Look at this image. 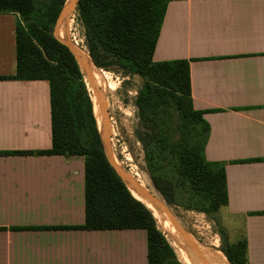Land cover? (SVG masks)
<instances>
[{
  "label": "crops",
  "instance_id": "0c3cea01",
  "mask_svg": "<svg viewBox=\"0 0 264 264\" xmlns=\"http://www.w3.org/2000/svg\"><path fill=\"white\" fill-rule=\"evenodd\" d=\"M19 20L0 14V78L17 71ZM175 60L190 62L205 158L225 165L229 242L246 240L248 262L264 264V0L170 1L154 61ZM52 139L49 82L0 80V152ZM85 221L84 157L0 156V264H148L145 230L31 229Z\"/></svg>",
  "mask_w": 264,
  "mask_h": 264
},
{
  "label": "trees",
  "instance_id": "16d2710c",
  "mask_svg": "<svg viewBox=\"0 0 264 264\" xmlns=\"http://www.w3.org/2000/svg\"><path fill=\"white\" fill-rule=\"evenodd\" d=\"M68 0H0V14L19 16L17 27V71L0 80L37 81L50 84L52 148L45 151L0 152V156H82L85 159L86 221L76 227H38L32 230L115 231L145 230L148 235V264H181L177 261L152 211L133 197L110 164L94 114V104L81 68L70 49L53 30ZM172 0H79L76 21L83 28L85 47L98 69L122 78L139 76L135 107L138 117L149 120L171 105L186 125L199 127L194 138H183L171 147L167 135L136 131L142 144L147 170L156 191L168 205L175 204L177 182L191 194V200L205 206L200 212L217 213L229 203L225 165L206 160L204 149L209 125L202 112L194 110L191 96L190 62H155L166 9ZM103 87L104 79L100 77ZM110 91L115 84L109 79ZM148 124L146 123V127ZM170 154L169 164L177 181L156 174V161ZM133 164H136L133 160ZM132 173V169H130ZM135 177V176H134ZM143 182L155 191L143 173ZM194 209V208H192ZM189 210V209H188ZM30 228H21L27 230ZM220 251L229 264H250L247 242H229L219 232ZM184 264H199L177 244Z\"/></svg>",
  "mask_w": 264,
  "mask_h": 264
},
{
  "label": "rangeland",
  "instance_id": "374dc122",
  "mask_svg": "<svg viewBox=\"0 0 264 264\" xmlns=\"http://www.w3.org/2000/svg\"><path fill=\"white\" fill-rule=\"evenodd\" d=\"M76 15L77 8L70 15L67 29L65 27L62 36H59V30L56 31L57 23L54 27L53 33L54 36L61 42L65 39H68V41L72 45H76L77 42V45L86 53H88L85 47V40L83 38V28L80 24L77 23ZM99 72L102 78L105 80L102 88L105 94V103L108 116V140L113 161H115L120 168L124 169L131 176H135V178H137V172L133 170V173L130 172V162L126 160V158L132 157L134 159V162L139 165L140 170L146 175L150 186L153 188L154 185L147 170L142 144L138 142L136 138V131L148 135L154 134L156 132L167 135L172 147L180 143L181 139L183 138H194L195 141V137L199 132V127L186 125L185 123H183L178 113L171 105L163 106L159 108L156 113L152 114L150 117L154 119L153 123H151L150 119L146 121L139 118L138 110L135 107L134 102L137 96V90L141 88L143 84L141 78L139 76H135L132 78L124 79L119 75L104 71L102 69H99ZM83 78L91 96L92 92L89 89V85L87 84L88 82L84 74ZM109 79L116 86L114 91L109 90ZM92 96L91 98L95 108L94 98ZM94 114L98 124L95 109ZM98 118L101 119V116L98 115ZM146 123L148 124L147 127ZM98 128L100 134L102 135V133H104L103 124L100 127L98 124ZM170 156L171 155L168 154L165 159L156 161L158 162L155 165L156 174L159 176L170 178L176 182V172L169 164V159L171 158ZM137 180L143 187L149 190V188L143 181L141 182L138 178ZM176 184L177 193L175 204L173 205H168L163 197L156 191L155 187L154 189L157 194L153 193L151 190L149 191H151L156 197L163 200L169 206L174 216L181 223V225L184 227L186 232L189 234L191 239H193L194 243L199 247V249H201L202 247L203 250L210 249L214 251H220L223 241L219 232L221 230H225L222 224V217L220 215V211L222 210V208L217 213L211 214H206L196 210L201 208L204 209L205 206L197 202L196 198H194V201H192L191 194L188 192V190L184 186H182V184L178 182ZM158 228L164 233L177 261H179V263L181 264H184L181 259L180 251L177 246H175L173 239L161 227L159 223ZM14 229L19 230L21 228Z\"/></svg>",
  "mask_w": 264,
  "mask_h": 264
},
{
  "label": "water",
  "instance_id": "95a60500",
  "mask_svg": "<svg viewBox=\"0 0 264 264\" xmlns=\"http://www.w3.org/2000/svg\"><path fill=\"white\" fill-rule=\"evenodd\" d=\"M78 3H79V0H68L67 1L57 21L56 31L60 30L62 25H64L67 29V26L70 20V14H72L76 10ZM62 43L66 45L70 49V51L74 54L81 68L82 73L87 79V82H88L87 84L89 85V89L92 92L93 96L92 95L91 96L94 98V103L99 108V115L101 116L102 124L104 126V133H102L101 137H102V142L104 146V151H105V154L110 164L115 169L117 174L120 176V178L122 179V181L124 182V184L126 185L127 189L130 191L131 194H132L131 191H134L142 199L149 201L153 205H156L158 209L162 210L168 215L171 223L173 224L174 228L178 231V233L180 234L183 240L182 242L184 243V245L182 244L181 248L188 254V256L193 257V258L197 257V259L200 260L199 264H209L208 262H206V259L204 258V256H201L198 254L196 250L198 246L194 243L193 239H191V237L186 232L184 227L174 216L169 206L163 200L156 197L151 191L143 187L140 184V182H138L137 178L131 176L128 172H126L124 169L120 168L118 165L114 163L111 150H110V146H109V140H108V125H107L108 116H107V109H106V103H105V94L102 88L98 85L94 77L93 68L95 64L93 63L90 56H88L89 57L88 59L85 57H80L75 44L72 45L68 41V39L63 40ZM138 201H140L141 203L145 205V203L142 202L141 200H138Z\"/></svg>",
  "mask_w": 264,
  "mask_h": 264
},
{
  "label": "bare ground",
  "instance_id": "6f19581e",
  "mask_svg": "<svg viewBox=\"0 0 264 264\" xmlns=\"http://www.w3.org/2000/svg\"><path fill=\"white\" fill-rule=\"evenodd\" d=\"M71 15V14H70ZM65 30V26L63 25L60 30H59V36H62ZM74 30V29H73ZM77 41V40H76ZM76 49L80 55V57H85V58H89L88 57V53H86L83 49H81L76 42ZM93 73H94V77L98 83V85L102 88L101 85V80L100 77L102 78V76L100 75L99 69L97 67L94 66L93 68ZM104 75V74H103ZM103 90V88H102ZM104 92V90H103ZM95 113L98 119V124L99 127L102 125L101 120L98 118V113H99V108L98 106L95 104ZM126 160L128 162H130L129 167L130 169H132L133 171L137 172V178L142 182L143 181V172L140 170L139 165L133 164V158L129 157L126 158ZM114 163L117 165V163L114 161ZM132 171V173H133ZM132 194L134 195L135 198H137L138 200H141L142 202L145 203V205L152 211V213L154 214L155 218L157 219V222L161 225V227L169 234V236L173 239V241L175 243H177L180 247L182 246V244L184 245V243L182 242V238L180 236V234L178 233V231L174 228L173 224L171 223L168 215L163 212L162 210L158 209L156 205H153L152 203H150L147 200L142 199L140 196H138L134 191H131ZM180 207V206H179ZM176 209V208H175ZM210 242V241H209ZM194 244V243H192ZM202 249V247H201ZM199 249L196 248L197 252L199 255L204 256V258L206 259V262H208L209 264H229L227 259L225 258L224 254H222L220 251H214V250H210V249Z\"/></svg>",
  "mask_w": 264,
  "mask_h": 264
}]
</instances>
